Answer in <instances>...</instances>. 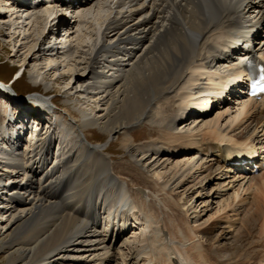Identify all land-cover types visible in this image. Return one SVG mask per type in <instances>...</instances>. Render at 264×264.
<instances>
[{
    "label": "bare ground",
    "instance_id": "1",
    "mask_svg": "<svg viewBox=\"0 0 264 264\" xmlns=\"http://www.w3.org/2000/svg\"><path fill=\"white\" fill-rule=\"evenodd\" d=\"M106 1L111 3L112 0H104ZM33 2L30 4L33 5ZM41 2L38 1L37 5ZM91 3L94 0H81L74 6L70 5L66 11L72 12L73 7L81 11L91 6ZM121 3L118 4L120 8ZM7 4L12 5L11 2ZM55 5L62 11L65 10L66 3ZM13 10L17 12V9ZM80 13L86 15L84 12ZM117 13L119 16L101 21L94 29L90 43H80L76 54L68 56L69 69L59 77L63 79L66 75L79 74L78 81L85 78V82L90 83L85 92H94V100L99 107L96 116L85 113L82 121L76 125L80 130L77 143L75 138L68 140L65 137L58 141L54 154L57 141L48 134L53 122L35 110L20 108L19 112L26 111V116H20L19 122L5 121L3 125L0 124V195H9V205L0 201V220L4 222L0 230L1 253L8 255L3 258L4 264H69L70 259L65 254L73 251L89 252V255L85 254L88 260L77 259V262L87 261L90 264H111L118 255L123 256L128 264L223 263L217 258V254L211 256L210 250L208 252V248L197 238L199 234L181 218L183 213L179 211L178 215H173L169 210L162 209L161 217L157 214L159 210L156 213L155 209L146 207L147 203L141 205L137 198L140 201L138 205L132 194L134 189L140 198L149 199L153 193L154 202L163 204L164 208L178 206L179 202L172 195L173 190L182 187H177L178 184L183 185L191 177L193 170H206L209 174L215 171L210 161L202 156V146L198 145V139L202 136L178 132L174 137L175 141L182 139L179 144L172 145L169 149L147 148L142 152L144 164H140V159L125 167L129 170H120L105 155L110 152L109 145L91 144L86 131L97 126L114 137L119 132L126 134L135 125L149 121L154 127L152 132V128L150 129V134L153 135L165 128L175 130L192 122L194 125L196 123L193 129L205 134L204 139L219 142L208 141L204 150L213 155L217 153L224 165L238 159L237 153L255 157L263 147H258L257 144L264 142L259 140L258 135H252L259 127H262V130L259 128L261 132L264 130V107L259 106L260 101L264 104V97L260 101L244 100V95L234 96L229 91L231 93L226 94L227 99L216 105V109L217 106L222 109L231 106L232 101L228 100L231 95L235 101L240 100L236 117L226 122L228 127L219 123L227 112L225 117L228 116L230 107L213 119L210 117L213 108L209 111V105L203 106V113L194 108L204 103L205 96L212 93L210 85L230 89L240 82L229 72L239 63L241 55L249 52L244 53V49L238 47L241 40L236 42L229 39L233 30L242 33L247 45L255 44L253 52L264 55V0H129V10ZM42 16L44 15L40 14L38 17ZM65 22L67 19H59L60 24ZM57 53H61L60 50ZM99 58L103 59L102 66ZM206 84L209 87L204 86ZM13 86L14 84L10 85V90L14 94L17 91ZM177 90H181L179 93L183 95L180 107L176 105L179 107L178 113L171 115L170 111L175 110V101L173 105L172 99L167 100L166 97ZM76 93L80 95L81 90ZM219 93L224 95L225 92ZM41 94L37 98L42 103L55 102L44 98L46 93ZM24 99L26 98L19 100ZM5 108L6 105L0 101V111H5ZM1 117L0 113V119ZM27 117L40 120L46 125L45 129L42 127L37 131L39 126L35 125L34 131L27 128L29 131L25 132V123L23 125L22 121ZM239 120L248 122L249 126L245 131L236 133V128H232ZM229 124L234 126L229 127ZM9 128L14 137L7 135ZM253 128L255 130L249 134ZM23 131L25 135L28 132L37 138L36 141H30L32 148L25 152L26 157L24 153H20L24 147L23 140L20 139ZM73 134L75 135L74 132ZM134 140H124V146L131 155L139 152V148L133 145ZM19 143H22V147L17 148L16 154V145ZM201 143L203 145V140ZM194 149L197 152L192 157L183 156L192 153ZM52 154L54 155L49 160ZM164 155L167 158L182 155L184 159L180 158L181 163H177L171 173L161 174L160 177L166 178L162 183L146 177L143 172L146 171L144 168L147 163L159 168L168 160L165 158L160 162L159 158ZM186 156L191 158L183 164ZM35 165L40 168L34 167ZM18 167L24 171L25 185L17 184V173L21 171L15 172L13 169ZM118 172L133 175L136 181L125 184V178L119 176ZM39 173L42 175L40 179ZM28 174L29 177L26 176ZM251 183L253 187L256 185L251 208H248L249 211L246 209L248 214L246 218L244 216L243 230L236 236L239 241L238 247L235 246L237 251L231 249L235 252L234 260L227 259L226 264H264V175ZM100 196L102 199L99 201ZM109 199L112 200L108 202ZM246 199L248 196L241 202L245 203ZM116 200L120 201L118 208ZM109 204L112 207L106 224L110 223V226L104 236L96 228L100 225V215L105 214ZM16 206L21 208L20 212L9 215ZM123 207L127 211L119 213ZM131 213L135 217L139 214L137 219L140 223L134 224L136 218L134 223H130L133 220ZM116 221H122V226L116 228ZM182 224L186 225L183 227ZM136 226L140 231L134 244L129 246L131 243L123 240L122 245H118L124 234ZM125 245L130 247L128 252L124 251Z\"/></svg>",
    "mask_w": 264,
    "mask_h": 264
},
{
    "label": "rangeland",
    "instance_id": "2",
    "mask_svg": "<svg viewBox=\"0 0 264 264\" xmlns=\"http://www.w3.org/2000/svg\"><path fill=\"white\" fill-rule=\"evenodd\" d=\"M8 2H10V0H0V79L10 83L14 81V86L22 93H29L32 96L42 95L41 92L46 93L47 95H45V97L47 99H53L56 103V106L53 105L52 107L57 112L58 120H62L65 124H69L68 127L72 126L70 128H67V135H71V139L75 138L74 140L76 142L77 134L78 136L80 134V130L76 125L80 123V121H82V117L85 113H88L91 116H96L99 111V107L94 100V92H91L90 94L85 92L86 89H89L90 85L89 82H85V78L81 81H78L77 77L80 76L79 74L66 75L63 79L59 77L69 69L68 56L76 54L77 49H80V43L84 42L87 44L92 41L91 37L94 29L101 24V21L103 19L111 18V16H119V13H117V11L119 12L122 10H129V0H112L111 3L107 1L104 2V0H94V3L90 4L91 6L86 7L81 11L74 9L72 12H68L66 10L62 11L58 7V5L50 3L45 4V2L43 1L41 2V4L36 5L37 7L33 6L34 4L31 6L30 2H33V0H18V3H22V5L20 6L15 5V3L9 5L7 4ZM119 3L122 4L121 8L118 7ZM93 4L94 6H92ZM13 8L17 9V12H15ZM80 12H84L86 15L84 16ZM40 14H43L45 17H38L40 16ZM60 18H63L65 20L67 19V22L60 24ZM68 21H70L69 24ZM42 39H44L43 42L39 43V41H41ZM59 50L61 53L58 54L57 52ZM99 61L101 62L102 66L103 59L99 58ZM204 86L208 85L206 84ZM66 90L68 91L65 92ZM77 90H81L80 95H77ZM179 92L181 93V90L173 91L169 94V96L166 97L167 100L172 99L173 105L175 101V110L170 111L171 115L172 113H178V109L180 107V99L182 97L181 95H183ZM4 94L5 93L0 91V101L8 105V101L6 98H4ZM231 101V106L229 105L228 107H225L223 109L221 107L217 109L214 108L210 113V117L211 119H213L217 117V114H220V112L227 110V108L229 107L231 108L229 113L230 117L229 114L227 117H225L228 113L227 112L221 119L222 121L219 123V125L222 124L223 127H228V124L226 125V122L229 120L232 121L233 118L237 115V108L239 107L238 103L240 100L235 101V99L233 98ZM176 105H179V107ZM260 105H262V108L264 107V104H262L261 102L259 103V106ZM13 107H17V104ZM1 109L4 108L1 107ZM247 123L246 121L239 120L237 124L235 123V126L233 125L234 127L231 124H229V127H233L232 129L236 128L234 130L237 133L245 131V128L249 126V124ZM150 124L151 122L149 121H145L141 124L139 123L135 125L133 129H129V132L126 131V134L125 132H119L117 133V135H114V137L109 136L106 131L97 126L87 130L86 134L91 144L93 145H109L108 150L111 153L106 152L105 155L111 161V164L114 166H119H115V168L117 167L120 170H129L125 167H128V165H131L132 163H135L136 160L141 159L140 164H144L145 158L142 152L147 148H153L152 150H159L160 148L161 150L164 148L169 149L170 146L172 147V145L179 144L180 142H182V139L179 141H175L174 137L178 132H181V134L184 133L186 135L198 134L202 136L198 139V145L202 146L201 150L203 153V158L210 161L209 163L214 166L215 171L212 174H209V172H207L206 170H193L194 172L192 171L191 177H189L188 180L183 183V185L178 184L179 186L177 185V187H182L172 191V195L175 198V201L179 202L178 206L174 205L171 209L167 208L166 206L164 208L163 204L161 205L157 202H154L155 196L153 195V193L149 199H142V197H139V193L134 189V192L132 191L133 199H136L135 201L138 205L140 201L141 205L142 203H144L145 205L147 203L146 207L150 209L153 208V210L155 209L154 211L156 213L157 210H159L157 214H159L161 217L162 209H164L165 211L169 210L173 213V215H178V212L180 211L181 213H183L181 218L185 219L184 221L188 223L189 227H191L193 231L199 234L197 238L199 237L198 239L201 241V243H203V245L208 248V252L210 250L209 253L211 254V256H215L217 254V258H219V260H221V262H223L224 264L227 263V259L228 261L234 260L233 253L237 251L236 249L239 243L236 236L238 237L239 233H241L243 230V220L246 218L248 211L251 208V204L253 201L252 199L255 195V193L253 192L255 191L254 189L256 185L255 187H253V184L251 182H254L256 178L264 175V171L261 170L256 174H242L233 171V169H231L229 165H224V163H222L223 161L218 160L219 156L217 155V153H215L217 155L216 156L213 154H209L204 150V148H206V143L209 140L204 139L203 135L205 134H203L202 131L199 132L198 129H193L196 123L195 125L192 122L189 125L183 124L182 126H180L181 128L175 130L165 128L163 130H165L166 132L160 130L153 135L150 134V129L152 128V132L154 127L152 126V124ZM259 128L262 130V127ZM259 128L257 131H254L255 128H253L252 131H249V134L254 131L252 135H255L254 137L258 135L257 137L262 141L264 140V130L263 132H261ZM70 129L75 133L74 138L72 134L73 132H70ZM188 130L189 132H187ZM130 134H132L134 136L133 138L135 139L133 145L139 148V152L137 151L138 153L134 155H131V153L128 152V150L124 146V140L130 138L133 139ZM80 136L81 138H83L82 135ZM28 137L30 139L34 136L29 134ZM202 140L204 142L203 145L201 143ZM259 140L257 139L256 142H258ZM30 141H33V139H31ZM30 141H23L24 147L20 151L21 155H24L26 151L32 148ZM211 142L219 143L216 140L209 141V143ZM258 144L259 146L264 147V142L261 144L259 142ZM194 150L195 151L190 154H183V156L189 155L192 157V154L197 152V149ZM24 156L26 157L27 153ZM189 156H186L187 159L185 157L186 160L182 161L183 164L189 160L188 158H191ZM50 158L52 159L51 156ZM165 158L168 160H166L159 168L149 166L150 164L148 162L146 167L144 168V170L146 171L142 169V171H144V175L146 177L148 176L152 180H156L157 182L162 183L166 180V178L160 177L161 174L171 173L174 166H176L177 163H181L180 160L182 159L180 158L183 157L182 155H180L176 157L168 156L167 158L164 155L163 157L159 158L160 162H163ZM34 167L40 168V166L38 167L37 165H35ZM20 168L18 167L16 168V170L13 169V171H21L19 174L17 173V184L25 185L26 177L25 179H23L24 171L22 170V168ZM118 174L119 176L125 178V184H133L136 181V178H134L133 175H127L120 172H118ZM39 175L40 176L38 179H40L42 176L41 173H39ZM26 176L29 177V174ZM248 180H250V182ZM7 191L8 193L10 192V190ZM247 196L248 199L245 200L246 202L244 201L245 203H242V199L244 197L247 198ZM152 197L154 199H152ZM0 198V201H3V204H5L6 206L9 205L7 204L9 195H0ZM137 198L138 200L140 199V201H138ZM145 200L147 202H144ZM248 203L250 206L248 205ZM100 206L104 207L102 204H100ZM111 207L112 206L109 204L107 206V209L105 208V214L100 215V225L96 228L99 232H103L104 236L106 235L107 230L110 226V223L106 224V222L108 221L107 216ZM14 209L13 211L9 212V215H11L12 212H20L21 210V208H18L17 206ZM138 215L137 217H135L136 215H133L131 213V219L133 220H131L132 222L130 221V223H134V221L138 218ZM137 221L134 224L137 225L138 223H140V220L137 219ZM115 223L116 228L122 226V221H119V223L116 221ZM3 224V220H0V230H2L1 227H3ZM184 225L182 224L183 227ZM137 228L138 226L133 229H129L124 234L123 239L118 243V245L121 246L123 240H128L131 243L129 244V246L134 244V241L136 240V237L140 231V229ZM235 246L237 247L235 248ZM123 247L125 252L129 251L130 247L128 248V245H125ZM1 249L2 248L0 246V264H4L2 262L3 258L7 257L8 255L5 252L1 253V251H3V249ZM82 249L86 248L82 247ZM231 249L233 251H236L233 252ZM228 253L230 256H228ZM85 254L89 255L90 253L84 251H82V253L73 251L66 253L65 256L69 257V264H90L87 261L77 262V259L88 260ZM72 259H75L76 261L74 262L72 261ZM111 264H128V261L124 260L123 256L118 255L115 257V259H113V262ZM129 264L134 263L131 262Z\"/></svg>",
    "mask_w": 264,
    "mask_h": 264
}]
</instances>
